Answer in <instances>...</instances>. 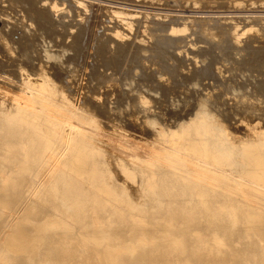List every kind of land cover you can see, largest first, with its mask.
Here are the masks:
<instances>
[{
  "label": "bare ground",
  "instance_id": "1",
  "mask_svg": "<svg viewBox=\"0 0 264 264\" xmlns=\"http://www.w3.org/2000/svg\"><path fill=\"white\" fill-rule=\"evenodd\" d=\"M86 1L73 0L91 3ZM32 12L34 33H0L5 54L8 45L20 46L37 30L51 37L52 47L64 52L71 40L74 49L63 62L61 51L49 52L46 41L40 53L47 60L36 64L29 52L31 68L16 87L12 62L0 60V264H264V131L246 124L235 135L226 124L242 113L247 116L241 119L254 113L264 122V108L256 107L264 106V50L238 45L250 29L232 31L231 45L203 41L185 54L174 48L175 41H187L175 38L185 25L166 29L170 38L157 39V50L148 54L132 44L114 46L123 36L119 31L110 41L94 36L91 49L103 68L94 77L108 83L106 94L114 97L107 101L93 87L76 104V75H70L82 33L58 35L51 16L39 8ZM139 49L148 62L160 61L156 73L143 66ZM118 52L131 58L120 61ZM210 81L221 84V92L214 93ZM143 82L163 98L155 103L164 115L146 106ZM179 97L189 104L184 114L167 110ZM125 127L141 128L151 139L145 158L126 159L110 148L111 135L119 144L127 140Z\"/></svg>",
  "mask_w": 264,
  "mask_h": 264
},
{
  "label": "rangeland",
  "instance_id": "2",
  "mask_svg": "<svg viewBox=\"0 0 264 264\" xmlns=\"http://www.w3.org/2000/svg\"><path fill=\"white\" fill-rule=\"evenodd\" d=\"M71 1H72V3H71ZM89 1H86V4H88ZM169 1L173 2V3H170ZM202 1L203 0H191L189 2H186L184 0H177V2H176V0L175 1L174 0H168V1L167 0H116V1H114V0L113 1L112 0H91V3L89 5L83 6V5H76L73 2V0H70V2H69V0L68 1L67 0H0V29H1L0 33H2V35L4 34L5 37H7V38H8V36H6V33H4V32H7L8 30L11 32L10 33L11 37L13 34V36H18V38L22 34L34 33V30L36 29L37 24L32 23V21L35 18H37V14L33 13L32 11L33 10L35 11L37 8L41 9L43 14L49 15L53 18L54 23L57 25L58 31H60V32L57 31L58 35H65L69 29L73 30L74 35L82 33L83 41H82L81 45L85 44L84 48L86 50L84 48L82 49V46L79 44V47L77 48L78 49L77 53L75 54V56L76 55L77 56H76L75 61L73 62V65H77V66L74 67L71 65V67L74 68V72H73V74L70 75L71 77H74L76 75L73 78L74 81L72 83H73V86L76 88V91H75L76 96L74 95L75 96L74 97L75 103L78 104L77 102H79L80 100H82L84 98V95L86 93H88L87 91L91 92L93 87H95V91L97 89L96 92L98 94L102 93L101 95H99V97L104 98L103 93L106 94L108 83L106 85H105V83H101V85L96 83L98 80L94 77V74H96V72H99V71L101 72L103 68L101 66L99 67V64L97 65V58L95 57L94 49H91V48H94L93 45L96 43V41H95L96 39H99L100 41H102L105 38L106 40L110 41L111 40L110 38H113L112 37L113 32H115V31H119L120 33H122L123 36L117 38V41H113V42L111 41L114 46L125 48V47L130 46L132 44L135 47V49H136V47L142 48L143 51L145 50L144 51L145 54H148L146 52L157 50V47H155V43H156L157 39H162V37L170 38L168 35V32H167V30L170 27H181V26L185 25L186 26L185 32L184 33H178L179 35L175 36V38H179L180 36H182L184 38V40L185 41L187 40L186 42H189V43H186V42L182 43V41H178V42L175 41V43H174V48L176 49L177 47H179V49L182 50L181 53L185 54L186 51L188 50V48L190 49L192 47L189 50V51H191L193 48H196L199 46L200 47L204 46L203 41L207 42L208 44H211L213 42H216V43L219 42V43L231 45L232 37H231L230 33L232 31H234L236 29L237 30L240 29L239 31H246L247 29H250V30L246 31L245 34L240 36L241 41L238 43V45H240L239 47L244 48L245 46H247L245 48H248V47L250 48L253 45V46H255L254 48L258 47V49H260L261 52L264 50V18H263L264 17V10H263L264 9V0H242V1H240V0H219V1L216 0V3H215V0H213V1L210 0L211 2L209 0H204L203 2ZM219 3H220V5H222L221 7L218 6ZM115 5H117V6H115ZM152 6H153V9H152ZM160 7H162L163 9ZM141 8H143V9H141ZM187 9H190L192 12L194 11L197 13H190L191 12L190 10H188L187 11L188 13H187L186 12ZM213 9H214V11H213ZM215 9L216 10L218 9V10L215 11ZM220 9H222V10H220ZM132 10H133V13H132ZM136 10H138L139 12ZM161 10H162V12H161ZM165 10H167V11H165ZM115 11H120L121 13H117ZM212 11H213V13H212ZM167 12H170V13H167ZM202 12H206V13H202ZM261 14H262L263 20H261L262 18H260ZM181 15H182V17H181ZM258 15H259V17L257 18L256 16H258ZM176 16L178 19H175ZM121 17L123 18V20H125V22L120 20ZM212 17L216 18L217 21L216 20H212V21L207 20V19L212 18ZM222 17H223V19H221ZM255 17L257 19H255ZM201 24H204L205 26H203ZM227 27H228V29H230V27L232 29L228 30ZM53 29H55V27ZM3 36H1V34H0V42H3L2 40L5 38ZM94 36L96 37V39ZM11 37H9V38H11ZM49 37L50 36H47L41 30H37L36 36L34 38L28 39L27 41H25V43H22L20 46L15 47V48H11V46L8 45L7 46L8 49H6V51H7L6 54H8V55L5 54V52L3 51L4 47L0 44V51H1L0 55L2 54L3 56L4 55L6 56L5 60L2 56H0V60L5 61V63L6 62H12V68L15 69V71L17 72L14 74L15 77H13L12 80H10V83L12 86H14V85L18 86V84L20 82L19 77L23 78V76L27 75V70H30L31 67H30V65L27 64V55L29 52L36 54L34 56H36L37 58L32 57V59H31V61L35 59L32 62H33V64L34 63L36 64L40 60L42 61L45 59L43 54L40 53V50L44 46V43L46 41L48 43H47V45L45 43V48L48 47L47 49L49 52L51 51V53H52L56 49L60 50L59 46H58V48L52 47L53 42L52 41H50L51 43L49 42V40L51 39V37L50 38ZM92 38L95 40H93ZM89 40L91 43L93 41V43L91 45H90ZM87 41H88V43H87ZM109 41H107V42H109ZM71 42L72 41L70 40V42H69L70 45L68 43H65V45L67 47H66V50H64V52H62V50H60L62 53L61 61H63V62L66 59V57L69 56L71 50L74 49ZM190 43H192V44H190ZM1 46L3 48H1ZM88 46H90V48H88ZM253 46H252V48H253ZM89 49H90V51H89ZM142 49H139V50H141L140 54L142 52ZM82 52H84V53H82ZM93 53H94V55H93ZM120 53H122V52H120ZM120 53L118 52L116 57L120 58ZM145 54L143 55V58L141 56V58H142L141 62L143 64V66L148 67L147 65H150L149 66L150 68H152L153 70L156 69L155 70V73H156L157 70L159 69L160 61L158 59L151 58L150 60L153 59L152 63L154 62V64L152 65L151 61L148 62V60H147L149 58L146 59ZM258 55L261 56L260 54H258ZM83 56H84V60L82 58ZM125 56H126V58H131V57H127V54L125 53V55L124 54L121 55L122 58H120V61H124L126 59ZM144 56H145V60H144ZM187 56H192V55L187 54ZM198 56L200 57V59ZM193 58H194L193 62L195 60V61H197V63L203 64V65H207L209 63L206 60L205 56H202V55H197V57L195 55ZM52 59H53V57L50 58V60H52ZM45 60H47V59H45ZM79 60H80V63L82 64L81 65L82 67L80 66ZM91 60H92V62H94L95 67H94L93 63L91 62ZM167 60L169 62L171 61V63L173 62L170 58L169 59L167 58ZM85 62H86V64H85ZM125 63H126V65H128L130 62L128 61ZM249 63L253 64L254 62H251L248 59H246V64H249ZM85 65H86V67H85ZM153 67L154 68L156 67V68L154 69ZM64 68L65 67L63 65L62 69L65 70ZM75 70H76V72H75ZM113 70L115 73L116 70L115 69H113ZM79 71H80V73L78 76L77 73ZM86 71L88 72V74L86 73L87 75L85 74ZM91 71H93V73ZM106 72H108V70H106ZM216 72H218V71H216ZM74 73H75V75H74ZM52 75H54V74H52ZM114 75L115 74H113L111 77H113ZM219 75H221V74L219 73ZM88 76H89V78H88ZM115 76L118 77V74H116ZM165 76L166 75H164L163 77H160L159 75L158 76L156 75L155 80H159V79L163 80L165 78ZM29 77L34 79L35 75L34 76L30 75ZM92 78H94L93 81H90V79L92 80ZM56 79L58 81H61V78L56 77ZM84 79H86V81ZM117 79H119V78H117ZM67 81H68V79H67ZM81 81L83 83H80ZM13 82H15V83H13ZM91 82H93V83H91ZM16 83H18V84H16ZM109 83L111 84L112 82H109ZM203 83H206V79H203ZM95 85L97 86V88ZM141 85H142V87L139 88L140 95L145 100H147V102H149L148 104H146V106L148 108H150L152 111L155 108V112H159L160 114L164 115L165 114L164 107L155 103V102L163 99L162 97H159L160 96L159 92L155 93L156 92L155 89L154 90L152 89L151 90V91H153V93H152L149 88H148L149 89L148 90L145 87V85H146L145 82H143V84H141ZM90 86H92V87H90ZM100 86H101V88H100ZM209 86L212 87V91L214 93L221 92V88H222L221 84H218L217 82L213 83L212 81H210ZM14 87H16V86H14ZM79 87H80V89H79ZM88 87H90V88L88 89ZM86 89H88V90H86ZM77 91H80V92H77ZM81 92H82V95H81ZM234 95L229 94V96H227V98H229V100L230 99L231 100H238L237 98L235 99ZM80 96H81V98H80ZM110 97L113 99L114 95L113 94H106L105 95V98H107V101L112 100V99H109ZM77 98L79 101H77ZM218 99H220V98H218ZM125 100H127V98ZM182 100H183V98L179 97L177 103L175 104L176 107L172 106V108L168 109V107L166 106L167 110L171 111L173 109L172 111H174V110H177L176 108H178L177 112L182 111L180 113L184 114L185 112L188 111L189 104L183 105ZM244 100L245 99H243L242 101H244ZM251 100L253 101L254 99H250V101ZM156 105H158L160 108L156 107ZM169 107H171V106H169ZM240 107L243 108L242 105H238L236 107V108H238L237 112H239L238 110L240 109ZM256 107H258L259 109L264 108V106L261 107V105L256 106ZM231 108L234 109L233 107H230L229 109H231ZM258 108H256V109H258ZM223 112H225V111H223ZM253 112H257V110H255ZM150 113H152V112H150ZM248 114H249V112H248ZM252 114L254 115V113H252ZM242 115L239 114V116H241V117L238 116V118H236V120H237L236 122L234 119L229 120V121H232L231 125L229 124L230 122L226 123V124H228L227 128H229L228 130L230 132H234L235 135H238V133H240L239 135H241L244 132L243 131V128H244L243 125H246V124H249L250 126L251 125L257 126L259 129L264 131V122L262 120L256 119V117H253V115H252L251 119L244 120L241 118H245V116H247V115H244L243 113H242ZM141 118L143 119L142 113H141ZM141 124H142L141 127L145 124L144 119H143ZM158 127H159L158 124H155V128L158 129ZM233 128H235L236 130ZM128 129L130 132L127 131ZM231 129H233V130L231 131ZM124 131H125V134H127L129 136L127 137V140L125 142H121L120 144L117 143L118 139L115 136L114 137H113V135H111L112 137L109 136V139H107V140H109L108 143L110 144V148L113 151H115L117 154L121 155L122 157H124L126 159H130L133 156H136L140 159L145 158L146 152L148 150V143L151 142V139L149 137H146L148 135L143 134L144 132L142 131L141 128H137V129L135 128L134 129V127L133 128L125 127ZM145 138H147L148 141Z\"/></svg>",
  "mask_w": 264,
  "mask_h": 264
}]
</instances>
